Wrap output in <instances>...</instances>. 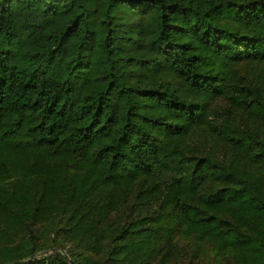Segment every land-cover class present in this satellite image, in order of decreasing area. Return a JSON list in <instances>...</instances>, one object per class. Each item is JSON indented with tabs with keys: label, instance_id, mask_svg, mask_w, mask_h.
I'll return each mask as SVG.
<instances>
[{
	"label": "trees",
	"instance_id": "obj_1",
	"mask_svg": "<svg viewBox=\"0 0 264 264\" xmlns=\"http://www.w3.org/2000/svg\"><path fill=\"white\" fill-rule=\"evenodd\" d=\"M64 253L264 264V0H0V264Z\"/></svg>",
	"mask_w": 264,
	"mask_h": 264
},
{
	"label": "water",
	"instance_id": "obj_2",
	"mask_svg": "<svg viewBox=\"0 0 264 264\" xmlns=\"http://www.w3.org/2000/svg\"><path fill=\"white\" fill-rule=\"evenodd\" d=\"M43 255V252L40 253V254H37V255H34L33 258L35 257H38V256H42ZM64 257L65 259L69 262V264H75L69 257L67 254L64 253ZM29 261V260H28ZM23 262H25L24 260H17V261H14L12 263H9V264H22Z\"/></svg>",
	"mask_w": 264,
	"mask_h": 264
}]
</instances>
